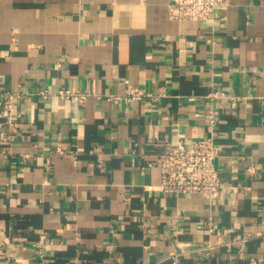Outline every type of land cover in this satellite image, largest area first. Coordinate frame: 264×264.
I'll list each match as a JSON object with an SVG mask.
<instances>
[{
	"label": "crops",
	"instance_id": "crops-1",
	"mask_svg": "<svg viewBox=\"0 0 264 264\" xmlns=\"http://www.w3.org/2000/svg\"><path fill=\"white\" fill-rule=\"evenodd\" d=\"M167 3L0 0V264H264V0ZM199 139L220 196L157 190Z\"/></svg>",
	"mask_w": 264,
	"mask_h": 264
},
{
	"label": "built area",
	"instance_id": "built-area-1",
	"mask_svg": "<svg viewBox=\"0 0 264 264\" xmlns=\"http://www.w3.org/2000/svg\"><path fill=\"white\" fill-rule=\"evenodd\" d=\"M228 0H168L167 15L173 20L182 21H209L215 16L219 6L227 4ZM36 94L43 98L55 95L59 99H84L89 92L81 90H71L62 88L56 92L49 90H39ZM126 94L130 98H135L138 94L129 89ZM155 98V95L148 94ZM211 97L225 96L222 91H215ZM218 149L211 139H199L185 145L178 141L174 146L167 148L158 163L160 172V183L156 189L163 193H173L176 195L203 194L211 199L218 198L221 194L223 184L219 174L216 159ZM264 234V230L257 232ZM44 234H40L37 242V254L42 257V250L45 247ZM251 264L256 260L251 259ZM172 264H177L173 257Z\"/></svg>",
	"mask_w": 264,
	"mask_h": 264
}]
</instances>
